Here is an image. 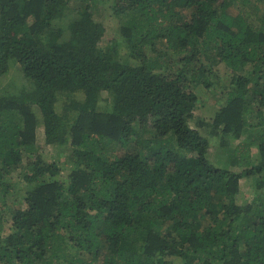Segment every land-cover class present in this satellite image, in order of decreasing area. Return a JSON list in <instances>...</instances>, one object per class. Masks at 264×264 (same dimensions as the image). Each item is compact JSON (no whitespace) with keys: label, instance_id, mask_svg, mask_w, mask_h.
I'll list each match as a JSON object with an SVG mask.
<instances>
[{"label":"trees","instance_id":"16d2710c","mask_svg":"<svg viewBox=\"0 0 264 264\" xmlns=\"http://www.w3.org/2000/svg\"><path fill=\"white\" fill-rule=\"evenodd\" d=\"M100 8L117 19L104 46ZM203 57L232 77L192 127L194 88L216 77ZM14 68L15 91L1 85ZM39 124L46 145H71L66 175ZM210 136L239 140L238 171L208 158ZM17 168L24 205L5 234ZM171 258L264 264V0H0V264Z\"/></svg>","mask_w":264,"mask_h":264},{"label":"rangeland","instance_id":"374dc122","mask_svg":"<svg viewBox=\"0 0 264 264\" xmlns=\"http://www.w3.org/2000/svg\"><path fill=\"white\" fill-rule=\"evenodd\" d=\"M230 12L236 11L234 8H229ZM94 17L96 20L102 21L104 23L106 30L103 34L101 45L104 46L105 43L109 42L113 37L116 36L115 31L117 27V19L114 16H108L103 10H98L94 13ZM121 42V40H119ZM164 43L159 44L158 46L163 48ZM120 53L125 57L126 49L122 45L120 46ZM202 64L203 67L210 68L212 67L216 77L211 78L212 85L210 87H204L202 85H199L198 87L194 88V92L197 95V102H196V108L193 111V119L190 120V125L192 127H195L196 125V119L195 117H198L199 119L203 120H209L216 109L218 108V104L221 101V96H219V93L221 89H224L227 84L230 82V78L232 77V72L227 69L223 63H219L218 60H215L211 58L210 60L202 58ZM13 76V77H11ZM15 78L17 81V84L19 85V72L16 68L12 71V74L7 78L4 79L1 83L2 86H6L8 90H16V83L11 82V80ZM102 97L105 100H101L100 107L102 109H108L109 107V100L107 99V94L105 92H102ZM65 102V97L59 98V102L56 105V109L63 108V104ZM208 129V127H206ZM202 128L201 130H206ZM209 140V149H208V158L213 161L218 166L221 167H227L229 169L233 170H239V167L230 162V153L235 145L239 140H233V139H224L222 137L218 136H210L208 138ZM36 144L38 147H40V151L43 154V157L47 161H57L63 169V175H66L69 170L72 168L71 163L68 162L69 154L71 153V145L69 143L59 146H49L44 143V134H43V128L42 125L39 124L36 128ZM256 151H254L253 155ZM254 157L251 158L252 163H255ZM21 170L19 168L13 169L10 172V176L12 179L16 181V187L12 191L13 194L11 195L9 199V207L7 209V212L5 213V223H4V233L9 232V224L11 212L19 206H23V195L24 191L26 189V185L23 182L21 176ZM254 186L253 181L251 178H242L240 180V193L238 195V202H246L248 201L253 194ZM16 199V200H15ZM89 258V257H88ZM174 264H180V260L177 258H171ZM100 264V263H99Z\"/></svg>","mask_w":264,"mask_h":264}]
</instances>
